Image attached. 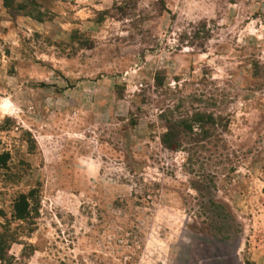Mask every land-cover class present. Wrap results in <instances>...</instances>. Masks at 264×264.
Listing matches in <instances>:
<instances>
[{
	"label": "rangeland",
	"instance_id": "1",
	"mask_svg": "<svg viewBox=\"0 0 264 264\" xmlns=\"http://www.w3.org/2000/svg\"><path fill=\"white\" fill-rule=\"evenodd\" d=\"M263 201L264 0L3 4L0 264H253Z\"/></svg>",
	"mask_w": 264,
	"mask_h": 264
},
{
	"label": "crops",
	"instance_id": "2",
	"mask_svg": "<svg viewBox=\"0 0 264 264\" xmlns=\"http://www.w3.org/2000/svg\"><path fill=\"white\" fill-rule=\"evenodd\" d=\"M3 4L2 0H0V9L2 12ZM253 221V230L252 228L245 226L244 232L246 236H249L250 248L249 253L251 260H253V264H264V201L259 203V208L254 211L253 217L251 219ZM243 238L245 241L246 239ZM243 245V244H242ZM245 245V242H244ZM240 245L237 249L240 250Z\"/></svg>",
	"mask_w": 264,
	"mask_h": 264
},
{
	"label": "trees",
	"instance_id": "3",
	"mask_svg": "<svg viewBox=\"0 0 264 264\" xmlns=\"http://www.w3.org/2000/svg\"><path fill=\"white\" fill-rule=\"evenodd\" d=\"M3 4L5 7H9L11 4V0H3ZM191 121H195V119H191ZM191 121L184 124L185 127L190 129L192 127V125L190 124ZM181 123H183V121H181ZM165 127H166V131L162 135L163 142L167 144H171V146H177L178 144L173 139L175 137V132H174V130L176 129L175 124L167 123ZM29 212L30 211L28 210L27 196L20 195L14 203V217L17 219H24L27 217Z\"/></svg>",
	"mask_w": 264,
	"mask_h": 264
}]
</instances>
